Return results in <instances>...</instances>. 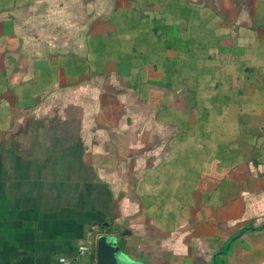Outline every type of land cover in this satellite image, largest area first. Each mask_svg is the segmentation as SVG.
<instances>
[{"label": "crops", "instance_id": "0c3cea01", "mask_svg": "<svg viewBox=\"0 0 264 264\" xmlns=\"http://www.w3.org/2000/svg\"><path fill=\"white\" fill-rule=\"evenodd\" d=\"M89 1L0 0V264H92L77 248L103 223L145 264H264V0ZM169 3L190 26L173 54L201 69L193 83L246 102L234 135L194 137L184 83L137 90L134 62L89 45L113 16L162 24ZM177 88L182 106L163 91Z\"/></svg>", "mask_w": 264, "mask_h": 264}, {"label": "trees", "instance_id": "16d2710c", "mask_svg": "<svg viewBox=\"0 0 264 264\" xmlns=\"http://www.w3.org/2000/svg\"><path fill=\"white\" fill-rule=\"evenodd\" d=\"M163 4L161 5V7ZM167 8L173 14L172 17L164 16L162 18V24L156 23L155 16L139 15L137 12H133L130 18L126 14H122L118 19L113 16L115 25L117 27L114 31H108L101 34L95 39V37H89V45L93 50L98 52V55L111 57L117 54L118 58L122 61H132L134 63L129 65V68L134 73V80L130 81V85L140 90L142 87L155 84L162 87H172L175 84L184 83L186 88L192 94L194 105L197 108L196 112H193L194 119L197 124L192 129L194 137L204 138L209 134H235V127L233 125V117L236 114L233 111L235 108L233 105L238 103H244L245 100L236 94L237 92H229L230 96H217L213 95L206 96L208 89L218 87L219 91L224 92V87L220 84V81H215L213 84H207L205 81L195 80L193 83L192 76L194 79L201 76L198 66L193 62L191 58L181 59L179 55L173 53L181 52V42L184 36H187L190 31V26L181 29L180 21L183 20L186 24L188 22L184 17L179 18L178 5L174 3L167 4ZM164 9V6H163ZM149 15V14H148ZM162 17V16H161ZM165 47L168 49L170 54L161 58L159 55V49ZM142 60H147L148 63H140ZM197 66V67H196ZM238 70V69H237ZM199 72V73H198ZM203 72V71H202ZM222 89V90H220ZM228 90L232 91V87H228ZM207 91V92H206ZM235 92V93H234ZM208 94H210L208 92ZM236 94V95H235ZM145 99V98H144ZM246 103V102H245ZM229 106L230 112L227 110L223 113L221 107ZM160 112V113H159ZM161 110L158 109L156 118L159 119ZM163 113L161 114V116ZM190 113L187 116V121H190L192 116ZM169 119H177L178 115L172 111L167 112ZM171 116V117H170ZM196 117V118H195ZM222 117V118H221ZM226 118V125L223 126L221 123ZM214 123V128L211 129L210 125ZM208 128V129H207ZM216 132V133H212ZM220 144L216 146V152L220 149ZM104 230H101L102 232ZM90 260L93 262L95 258V249L91 250L89 255Z\"/></svg>", "mask_w": 264, "mask_h": 264}, {"label": "water", "instance_id": "95a60500", "mask_svg": "<svg viewBox=\"0 0 264 264\" xmlns=\"http://www.w3.org/2000/svg\"><path fill=\"white\" fill-rule=\"evenodd\" d=\"M105 224H98L96 229H89V232L93 233L95 249L93 264H142L123 250L117 234L110 232ZM101 230L104 231L99 232Z\"/></svg>", "mask_w": 264, "mask_h": 264}, {"label": "rangeland", "instance_id": "374dc122", "mask_svg": "<svg viewBox=\"0 0 264 264\" xmlns=\"http://www.w3.org/2000/svg\"><path fill=\"white\" fill-rule=\"evenodd\" d=\"M141 0H139V2H140ZM89 2H91V5L88 7V8H92V7H94L95 6V4L96 5H98L99 6V10L97 9V12H105V11H107V10H109L110 11V8H111V0H93V1H89ZM77 25L79 26V27H81L82 26V24H80L79 23V21H78V23H77ZM77 32H76V30H74V31H71L70 33H64V32H57V31H53V35L54 36H56L55 38H57V40H59L61 37H63L62 39L63 40H66L65 38H70V37H74L75 36V34H76ZM79 35L81 34L82 35V32L81 33H78ZM74 35V36H73ZM78 35H76L75 37H77ZM62 40V41H63ZM43 42H45V41H43ZM42 51V50H41ZM41 51H39V52H41ZM8 69V72L10 71V67H8V65L6 66ZM29 67H31V68H33V65H31V66H29ZM117 83V85H119L120 84V82L118 81V82H116ZM183 89L184 88H181V89H179V88H177L175 91H172V90H167V89H163V91H165L167 94H168V96H169V99H170V101H172L173 103H175L176 105H178V106H182V105H184V100H183V98L181 97L182 96V94H181V90L183 91ZM117 90L118 91H120V86L119 87H117ZM129 97H130V95H129ZM131 98V97H130ZM168 98V97H167ZM132 99V98H131ZM120 102H122L123 104L122 105H124V102L123 101H120ZM138 103H140V102H138ZM120 105V103H118V106ZM117 106V108H120V107H118ZM6 108V110H8V107H5ZM1 110V109H0ZM151 110H152V108H151ZM155 133L156 134H158V132L157 131H155ZM11 135H13V134H10V136ZM141 197H142V194H140L139 195V198L141 199ZM144 198H142V200H143ZM144 202H147V201H144ZM147 203H149V202H147ZM124 231L125 230H123V231H121V234H123L124 233ZM129 256H130V254H128ZM131 257V256H130ZM133 259H136V258H133ZM136 260H139V259H136ZM141 261V260H140ZM92 264H93V262H92ZM143 264V263H142ZM216 264H222L221 263V261L220 260H217V262H216Z\"/></svg>", "mask_w": 264, "mask_h": 264}, {"label": "built area", "instance_id": "2783aa9c", "mask_svg": "<svg viewBox=\"0 0 264 264\" xmlns=\"http://www.w3.org/2000/svg\"><path fill=\"white\" fill-rule=\"evenodd\" d=\"M94 247V243L93 241L91 242H85L81 245L78 246L77 248V253L79 255H84L85 253H90L91 249ZM59 261L62 263V264H69V261L65 258V257H59Z\"/></svg>", "mask_w": 264, "mask_h": 264}, {"label": "flooded vegetation", "instance_id": "af4514ba", "mask_svg": "<svg viewBox=\"0 0 264 264\" xmlns=\"http://www.w3.org/2000/svg\"><path fill=\"white\" fill-rule=\"evenodd\" d=\"M136 259H139V258H136ZM141 260V262L143 263V264H145V261L144 260H142V259H139V261Z\"/></svg>", "mask_w": 264, "mask_h": 264}]
</instances>
